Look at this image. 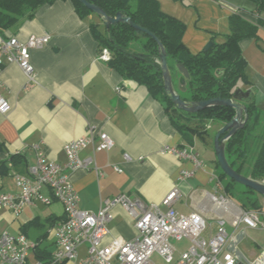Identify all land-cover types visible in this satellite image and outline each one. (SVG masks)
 <instances>
[{"label": "crops", "instance_id": "1", "mask_svg": "<svg viewBox=\"0 0 264 264\" xmlns=\"http://www.w3.org/2000/svg\"><path fill=\"white\" fill-rule=\"evenodd\" d=\"M157 1L163 11L184 23L182 41L193 53L203 50L209 41H223L231 32L230 19L234 13L257 25L255 35L238 42L245 60L246 82L239 81L236 88L250 92V101L245 103L247 107L253 106L248 112L249 127L253 135L261 134L264 131V9L255 13L251 0ZM91 22L98 21L89 15L79 17L71 0H55L38 7L33 17H21L3 31L5 37L15 36L19 40H26L32 34L47 35L49 40L43 47L30 50L36 72L34 81H29L15 62L5 63L0 73V95L8 104L6 112H0V191H19L15 174H25L27 166L35 163L36 147L47 159L64 163L62 147L66 142L85 136L92 129L106 132L113 141L111 148L93 151L88 146L81 151L82 156L93 155L96 167L103 174L98 176L95 170L82 168L69 174L81 209L95 212L104 199L126 193L145 207L157 204L165 211L168 206L162 204L163 199L177 188L179 196L171 206L182 214L201 213L207 222L205 238L211 237L222 222L230 236L226 249L241 264H264V254H258L246 242L261 228L234 225L232 216L211 197L225 195L230 199L223 186L225 178L217 175L214 152V133L224 123L218 121L211 133L209 123L204 126L206 129H201L198 119L185 118V124L196 129L188 128V133L178 130L171 116L182 118L179 112L166 110L164 103L144 85L124 78L99 58L100 49L90 30ZM180 76L177 72V83ZM175 90L178 92L180 88ZM198 140L207 146L204 157L196 149ZM254 142L249 143L250 149L257 145ZM164 145L186 149L188 155L162 153L160 148ZM124 153L131 160H126ZM193 155L199 164L196 165ZM114 166L122 171H116ZM181 170L192 173L180 178ZM42 193L49 202H35L18 214L0 210V232H23L30 241L39 242L40 255L31 250L29 263L50 256L55 249L53 226L63 216L62 204L51 198L49 189L44 188ZM258 199L264 209V198L258 194ZM111 212L109 233L102 243L135 237L132 216L119 204ZM170 241L174 248L172 261L165 262L153 254L152 260L157 264H179V256L189 244L187 239L185 246L176 247ZM253 243L260 246L255 240ZM85 254L86 245L82 244L77 259ZM76 260L63 264H75Z\"/></svg>", "mask_w": 264, "mask_h": 264}, {"label": "built area", "instance_id": "2", "mask_svg": "<svg viewBox=\"0 0 264 264\" xmlns=\"http://www.w3.org/2000/svg\"><path fill=\"white\" fill-rule=\"evenodd\" d=\"M49 38L47 35H30L26 40L15 36L4 37L0 34V73L5 63H17L29 81H34L36 72L30 61V50L41 48ZM99 58L108 61L110 52L101 48ZM8 109L6 99L0 95V112ZM113 141L106 132L90 130L66 142L62 149L66 156L64 163L47 159L38 147L35 148L36 160L28 165L25 174H15L19 188L17 193L0 191V210L18 214L28 205L35 202L50 201L42 193L48 188L51 198L59 201L63 207V218L54 226L55 249L44 261L28 262V256L36 243L30 241L23 232H0V264H63L76 260L78 248L86 245L84 257L75 264H157L152 255L157 254L165 262L173 259L174 248L170 240L186 238L187 248L179 256V264H241L237 257L226 249L230 239L223 223L220 222L214 234L205 238L203 232L207 222L199 212L182 214L172 206L178 196L177 188L172 189L163 199L162 204L168 206L162 211L157 204L145 207L140 200L130 198L126 193H119L101 202L95 212L81 209L78 206L79 195L74 188L69 174L71 171L93 169L101 176L103 171L96 167L93 155L82 156L81 151L88 146L93 151L111 148ZM162 153L187 156L186 149L164 145ZM126 160H131L124 153ZM196 165L199 164L193 155ZM114 169L121 172L120 167ZM191 171L181 170L180 178L188 177ZM214 203L232 216L234 225L244 224L251 228L264 226V209H240L225 195H212ZM121 205L132 218L137 234L131 239L114 238L107 244L102 240L109 233L108 223L113 215L111 208Z\"/></svg>", "mask_w": 264, "mask_h": 264}, {"label": "trees", "instance_id": "3", "mask_svg": "<svg viewBox=\"0 0 264 264\" xmlns=\"http://www.w3.org/2000/svg\"><path fill=\"white\" fill-rule=\"evenodd\" d=\"M54 1L0 0V34L4 36L3 31L19 18H31L38 7ZM71 1L79 17L84 18L92 13L79 0ZM90 1L100 6L107 15L115 16L117 12L128 15L133 22L149 29L162 42L166 50V59L174 87L187 92V95L180 94L182 98L191 100H202L215 96L229 98L239 81L246 82L245 60L238 42L243 38L255 35L257 25L239 14L231 15V32L225 36L223 41H212L207 50L193 53L182 41L184 23L163 11L157 0ZM251 1L255 5V13L264 9V0ZM89 26L99 49L107 48L110 52L108 65L124 78L144 85L153 97L164 103L166 110L172 109L186 118H196L199 121L217 120L223 123H226L235 114L234 108L230 106H211L195 113L175 108L164 92L157 43L153 38L122 22H115L108 26L104 25L102 21L91 22ZM179 63L186 67L189 77L184 86H179L177 83V87L175 84L176 73L179 71L176 66ZM252 107V104L248 106V112H251ZM254 114L257 115V111H254ZM171 120L175 127L183 133H188V128L192 131L196 129L179 122L173 116H171ZM250 129L248 120L242 129H238L225 140V155L230 165L239 173L247 174L256 180H264V131L261 134L253 135ZM251 141H257V150L254 159L249 164V143ZM216 165L217 175L219 178H225L223 186L229 194L230 187L239 183L230 179L223 172L217 159ZM243 187V192L251 193L253 196L248 195L247 201L242 202L241 206L244 209H262L258 193L249 187ZM38 243L37 241L34 247L36 255H40L37 251Z\"/></svg>", "mask_w": 264, "mask_h": 264}, {"label": "water", "instance_id": "4", "mask_svg": "<svg viewBox=\"0 0 264 264\" xmlns=\"http://www.w3.org/2000/svg\"><path fill=\"white\" fill-rule=\"evenodd\" d=\"M79 1L86 8L95 13L104 25L108 26L109 24L115 22L126 23L134 29L146 33L156 41L158 50V62L161 67L164 92L173 103L175 108L188 113H195L211 106H230L234 108L235 114L232 116V118L224 123L215 133V156L219 163V166L230 179L243 186L251 188L264 198V180H256L239 173L230 165L225 155V140L231 137L238 129H242L249 119L248 107L245 105V103H249L250 101V98L248 96L250 92L248 90L242 91L240 88H235L233 90L232 96L229 98H221L216 96L202 100L182 98L174 88L172 74L166 59L165 47L149 29L133 22L128 15L122 14L121 12H117L115 16H110L107 15L100 6L96 5L90 0ZM211 43V41L207 42L203 50H207L210 47ZM176 67L177 70L181 73V76L178 79V84L179 86H184L186 80L189 77V73L183 64L179 63Z\"/></svg>", "mask_w": 264, "mask_h": 264}, {"label": "rangeland", "instance_id": "5", "mask_svg": "<svg viewBox=\"0 0 264 264\" xmlns=\"http://www.w3.org/2000/svg\"><path fill=\"white\" fill-rule=\"evenodd\" d=\"M89 16H91L94 20H97L98 22H100L101 20L99 19V17L95 14V13H89L88 14ZM87 15V16H88ZM100 28H102V26L100 25ZM176 86H177V82H175ZM180 94L182 95H187V92L183 89H180L179 91ZM186 117L182 116L181 117H177L176 119L181 122V123H186V120L185 119ZM199 124V127L201 129H206L204 126L209 123L212 128L210 129L209 132L213 133L214 132V127L218 124V121L217 120H205V121H199L198 122ZM215 135V133H214ZM213 139V138H212ZM255 142H253L254 144ZM213 146V144L211 143L208 147L209 149H211ZM206 148L207 146L204 145V143L201 142V140H198L197 142V146H196V149L200 155V157H204L205 155V152H206ZM256 150H257V145H254L251 149H250V154L248 155V163L250 164L251 161L254 159L255 157V154H256ZM243 185L241 184H235L234 186H231L230 187V192L228 194V196L230 197V199L232 201H234L235 203L237 204H241L242 202L244 201H247L246 197L248 195H250L251 197L253 196V194L251 193H245L243 192ZM260 195V194H259ZM261 196V195H260ZM258 228H261L259 229L258 231H256V236H252L251 239L250 238H247L246 239V242L249 246H252V248H255L256 249V252L258 254H264V226H258ZM240 237H242V235H240ZM260 245V246H253V241L254 240ZM173 244L176 246V247H183L187 244V239L186 238H182L181 240H175L173 239ZM239 256L242 257V255H240L239 253ZM241 259H247V258H241Z\"/></svg>", "mask_w": 264, "mask_h": 264}]
</instances>
